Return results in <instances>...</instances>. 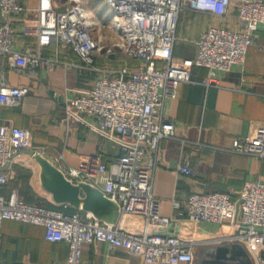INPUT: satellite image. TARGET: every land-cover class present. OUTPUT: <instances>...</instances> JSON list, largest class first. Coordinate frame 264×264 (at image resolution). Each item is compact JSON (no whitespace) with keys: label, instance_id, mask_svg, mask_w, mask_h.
<instances>
[{"label":"built area","instance_id":"obj_1","mask_svg":"<svg viewBox=\"0 0 264 264\" xmlns=\"http://www.w3.org/2000/svg\"><path fill=\"white\" fill-rule=\"evenodd\" d=\"M236 13V28L210 26L197 41L194 65L208 69L205 86L218 85V73L244 62L248 46L257 44L258 30L264 25V0H37L34 15L24 20L25 34L36 40L35 48L11 49L15 28L10 16L28 10L17 0H0V52L8 55L13 67L26 72L43 63L48 68L58 59L43 57L41 50L54 44L71 47L84 67L101 71L91 89L77 90L66 100L69 120L81 122V112L92 115L91 129L102 141L118 145V155L109 163L100 152L83 156L67 168L100 188L119 205L116 224L83 222L78 215H66L25 203L17 188L8 197L0 195V224L4 219L42 225L45 239L64 241L68 255L64 264H82V246L94 241L110 247H123L149 264H192L193 248L201 242L194 228L202 222L227 223L234 233L216 239L236 240L264 261V180L246 181L237 194L227 191L190 193L183 199L185 224L189 232L170 233L177 217L164 215L161 198L153 193V172L162 139L177 138L176 125L164 118L166 99L177 95L182 83L191 82L188 62L173 54L175 29L183 9L228 18ZM102 57L106 65L95 66ZM74 64V63H73ZM26 88L7 86L0 81V103H18ZM235 153L264 157V126L253 133L235 137ZM31 133L14 124H0V185L16 178L8 170L19 153L35 154ZM179 172L191 169L180 165ZM127 225L119 227L122 220ZM194 227V228H193Z\"/></svg>","mask_w":264,"mask_h":264},{"label":"crops","instance_id":"obj_2","mask_svg":"<svg viewBox=\"0 0 264 264\" xmlns=\"http://www.w3.org/2000/svg\"><path fill=\"white\" fill-rule=\"evenodd\" d=\"M17 1L28 10L7 20L15 28L11 49L23 50L27 46L34 49L36 40L25 34L24 20L34 15L37 0ZM235 13L234 6L228 18L183 9L178 17L173 54L188 62L191 82L182 83L177 95L164 102L163 116L175 123L177 138L160 141L152 179L153 193L162 200V213L177 217L167 229L170 233L193 230L183 224L186 217L183 199L187 194L227 191L235 195L246 181L264 180V157L239 154L231 149L233 138L264 126V25L258 30L257 44L247 47L243 64L218 73V85H203L208 69L192 62L201 33L220 24L236 28ZM41 55L60 62L54 68L40 63L30 71L21 72L12 66L7 54L0 52V81L27 89L18 103H0V124L27 129L37 149L35 154L19 153L9 165L8 170L16 178L0 185V195L8 197L10 189L17 188L25 203L66 215L76 214L83 222L104 225L115 221L114 225L120 216L118 203L100 188L67 172L69 166H76L83 156L95 154L99 149L106 164L119 153L116 143L103 142L91 129L95 124L91 114L81 112L82 121L78 122L69 120L64 110L66 100L76 97L77 90L91 89L103 74L84 67L71 47L51 44L41 50ZM94 65L104 67L106 62L99 57ZM180 165H187L191 172H179ZM126 225L125 219L119 223L121 228ZM233 233L227 223L196 225L194 237L189 238L201 242L193 248L192 264H264L239 241H216ZM67 255V244L47 241L42 225L2 220L0 264H64ZM81 261L82 264H149L123 247H110L102 241L84 244Z\"/></svg>","mask_w":264,"mask_h":264},{"label":"water","instance_id":"obj_3","mask_svg":"<svg viewBox=\"0 0 264 264\" xmlns=\"http://www.w3.org/2000/svg\"><path fill=\"white\" fill-rule=\"evenodd\" d=\"M96 190V193L98 194V195H100V196H102L103 195V197H104V194H103V192L101 191V190H99L98 188H95ZM117 205V209H118V211H119V205L118 204H116ZM115 221H113L112 223H114ZM112 223H110V224H112Z\"/></svg>","mask_w":264,"mask_h":264},{"label":"rangeland","instance_id":"obj_4","mask_svg":"<svg viewBox=\"0 0 264 264\" xmlns=\"http://www.w3.org/2000/svg\"><path fill=\"white\" fill-rule=\"evenodd\" d=\"M90 1H92L93 3H97L98 2V0H90ZM2 21H3V19H2V17H0V22H2Z\"/></svg>","mask_w":264,"mask_h":264}]
</instances>
